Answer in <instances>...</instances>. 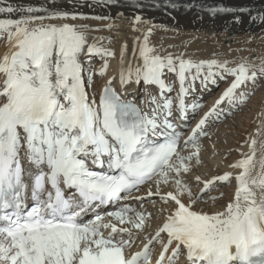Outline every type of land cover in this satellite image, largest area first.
<instances>
[{
  "label": "snow or ice",
  "instance_id": "1",
  "mask_svg": "<svg viewBox=\"0 0 264 264\" xmlns=\"http://www.w3.org/2000/svg\"><path fill=\"white\" fill-rule=\"evenodd\" d=\"M207 10L213 15L250 12ZM17 11L24 9L0 7V14ZM26 12L19 19L0 18V38L7 34V49L0 56V264H151L154 242L162 245L155 264H165L169 248L168 264H175L182 251L190 264H264V155L260 170L252 174L257 141L251 140L250 155L231 165L242 171L235 176L233 199L222 208L205 211L200 205L217 183H231L232 173L203 181L196 175L195 184H203L199 192L187 179L202 164L199 137L207 135L209 118L219 116L225 100L245 101L237 89L264 77V58L258 66L243 59L229 67L234 62L194 61L183 53L161 56L149 44V27L142 42L134 38L133 60H126V42L120 51L122 88L143 81L160 90L159 98L143 102L151 105L145 112L115 90V77L108 79L98 101L88 90L96 75L90 70L91 56L114 57L115 52L98 47L100 37L89 43L81 30L87 25L44 23L75 20L76 14L42 7H28ZM39 12L46 15L35 14ZM251 19L264 22V13ZM134 20L148 23L140 16ZM107 69L105 59L98 75L104 77ZM166 73H175L179 81L175 112L173 98L165 95L173 91L163 78ZM226 75L234 80L182 145L183 133L173 121L188 120L185 98L190 90L195 91L197 81L207 90L217 83L216 77ZM201 107L190 106L193 114ZM260 148L264 150V143ZM142 186L147 187L145 194L135 195ZM153 197L171 207L160 209L167 212L164 222L145 237L142 250L133 253V230L142 231L151 213L146 217L127 202L143 207L146 200L155 204ZM217 199L209 197L213 205ZM115 205L121 206L101 214L100 209Z\"/></svg>",
  "mask_w": 264,
  "mask_h": 264
},
{
  "label": "bare ground",
  "instance_id": "2",
  "mask_svg": "<svg viewBox=\"0 0 264 264\" xmlns=\"http://www.w3.org/2000/svg\"><path fill=\"white\" fill-rule=\"evenodd\" d=\"M171 1H174V3H170ZM8 4L24 9V11H17L12 14H0V18L19 19L21 16L28 14L26 12L28 7H42L47 8L49 11H66L76 14L77 19L75 20L70 18L67 20L54 19L45 20L44 23L87 25V29L81 30L87 32L89 43L93 42V38L100 37L102 39L96 41L97 46L115 52L114 57L102 58L100 55L91 56L92 63L90 70L96 73V75L93 76L92 86L88 90L95 94L97 101L110 77H115L113 87L123 97L127 95V97L135 98L137 101L144 99L141 90H137L138 85L136 83L132 82L123 88L121 87L119 82L120 51L122 45L126 42L128 45L126 60H133L132 48L134 46V38L141 37L142 42L143 33L149 27H152L149 44L155 48L156 54L161 56H166L169 53L173 56H178L183 53L185 59H192L194 61L217 59L219 61L227 60L234 62L230 63L229 67H235L243 59L258 66L261 63L260 58H264V22H260L259 20L253 21L251 19L252 16L264 13V0H113V2H109V0H56L55 4L52 3V0H0V7H6ZM172 4H175L176 7L173 8ZM204 4L210 8H247L250 9V12H248L250 16L248 13L241 12L217 13L213 15L211 12L204 10ZM35 14L46 15L44 12ZM220 14L222 16H219ZM243 14H247L249 17L246 18ZM81 15L87 17V19L80 18ZM97 16L108 17V19H93V17ZM136 16H140L142 20L148 23H136L134 20ZM237 17H239L238 23L236 22ZM221 18L225 22L229 18L231 19L228 24H222L219 22ZM109 24L116 27L109 29L107 27ZM245 25L246 27H244ZM134 27L139 29V31H134ZM108 38H111V40ZM6 49L7 34H4V37L0 38V56L4 54ZM105 59L108 61L107 74L101 77L98 73ZM135 63H142V61L135 60ZM88 67L85 64V68L87 69ZM87 74L85 72L86 77ZM168 74L172 73H166L169 79L168 84H171L173 80H171ZM225 78L228 81L221 86V81ZM225 78L220 79L216 77L218 88L214 92L216 94L213 96H216L222 89L227 88L234 80V77L230 75H226ZM258 81L260 82V86L256 92L252 93L254 83L251 81L237 89V95L243 92L245 98L250 96V102H252V97L254 98L255 105L251 108L250 116L248 117L246 112L238 116L232 114L235 108L239 110L238 105H241V103H226L224 110L227 111V114L224 115L223 120H226V117L229 115H231L232 119H228L227 123L223 124L220 129L214 127L215 124L208 121L205 130L207 135L204 139L199 140L202 145L200 154L202 164L195 166L192 174L187 177L188 181L192 183L193 191L195 192H199L203 184L196 185L194 177L199 175L203 181L217 176L213 172V169L220 165V156L216 154L217 148L223 146V144L233 142L234 140H232L230 135L236 134L235 130L240 128V123L246 118L252 119L249 137H246L245 143L240 144L241 147H238L236 159L230 162H222V166L219 167L222 169L221 175L226 172L232 173V183L227 184L222 189L224 194L222 202L215 203L211 208H206V205H200V207L205 208V211L220 209L224 206L225 201L228 202L230 199H233L237 186L235 176L242 169L233 168L231 165L245 158L246 155L251 154L250 143L252 139L257 141L255 145L257 151L253 161L255 168L252 174L256 175L260 170L259 160L264 155V150L260 148L261 143H264V77H259L256 82ZM198 86L202 87L199 81ZM212 86V84L208 85L211 91L213 90ZM260 90H263V92L261 93ZM208 98L207 100L211 99ZM249 106L247 104L244 108ZM188 150L185 151V154H187ZM193 164H195L194 161ZM161 188L165 191L169 190L163 185ZM229 190L231 192L230 196L228 195ZM153 191H155V185H153ZM145 192L140 191L138 195H143ZM152 199L156 200L155 204L147 200L144 202L143 207L138 202L135 204L136 208H138L137 211L143 212L146 217L151 213V217L146 220V226L142 231L133 230L135 242L132 247L141 245L146 240L145 237L149 235L146 232L149 233L150 231V234H152L159 228L158 225L164 221L167 215V212H161L160 209L162 207H171V205H162L158 197ZM130 204L133 205V203Z\"/></svg>",
  "mask_w": 264,
  "mask_h": 264
},
{
  "label": "rangeland",
  "instance_id": "3",
  "mask_svg": "<svg viewBox=\"0 0 264 264\" xmlns=\"http://www.w3.org/2000/svg\"><path fill=\"white\" fill-rule=\"evenodd\" d=\"M204 7H205V8H204L205 11H208L207 9L210 8V7H206L205 4H204ZM248 14H249V16H250V13H248ZM243 15H244L246 18L249 17L247 14H243ZM219 16H222V15L220 14ZM219 16H218V18H219ZM225 17H227V15H225ZM230 19H231V18H229V19L226 20V22H225V21L223 20V18H221V19L219 20V22L222 23V24H228L229 21H230ZM244 27H246V25H245ZM252 58H253V57H252ZM227 81H228L227 78H225L223 81H221V86H223L224 84H226ZM259 86H260V82H259V81H258V82H255V83H254V86H253V89H252V93H253V92H256V91L258 90ZM219 88H220V87H219ZM216 89H217V88H216ZM216 89H213V90L210 92V94H209V96H208L209 98H211L212 95H214V92L216 91ZM260 92L262 93L263 90H260ZM209 98H208V99H209ZM249 98H250V96L246 97V98H245V101H244L243 103H241V105H238L239 110H235L232 114L238 116V115H240V114H245L244 112H246V113H247V116L249 117V116H250L249 114H250V112H251V110H252L251 108H252L253 105H255V104H254V98L252 97V102H250L251 100H249ZM247 104H249L250 106L247 107V108H244L245 105H247ZM240 108H242V110H240ZM247 109H248V110H247ZM228 119H229V120L232 119L231 115H229L228 117H226V120H222L221 124H218V125L215 124L214 127H218V129H220L221 126H222L223 124H226V123H227ZM251 121H252V119H249V118H246L244 121H242V122L240 123V125H241L240 128H239L238 130H235V133H236V134H234V135H230V136L232 137V140H234V141L231 142V143L223 144V146L217 148V150H216L217 153H216V154H219V156H220V159H219V164H220V165H219L217 168L213 169V172L216 173L217 176L221 175V173H222V169L219 168L220 166H222V162H230V161L236 159L237 152H238V147H241L240 144H244L245 141L247 140L246 137H249L250 127H252V125H251V123H250ZM226 147H228V148H230V149H228V148L226 149ZM218 151H219V153H218ZM231 183H232V180H231ZM231 183H220V184H217V185L215 186V190L208 192V193L204 196V200L206 201V203H202V205H206V208H211L212 206H214L215 204L213 205L212 201L209 200V197H212V196L218 198L217 201H216V204H218L219 202H222V198H223V196H224V194H223V190H222V189L225 188L227 184H231ZM217 190H218V191H217ZM221 193L223 194L222 196H221ZM228 195H229V196L231 195L230 190H229ZM153 198H155V197H153ZM230 200H231V199H230ZM226 203H227V202L225 201L224 204H226ZM207 204H208V205H207ZM211 204H212V205H211ZM203 208H204V207H203ZM204 210H205V208H204Z\"/></svg>",
  "mask_w": 264,
  "mask_h": 264
}]
</instances>
